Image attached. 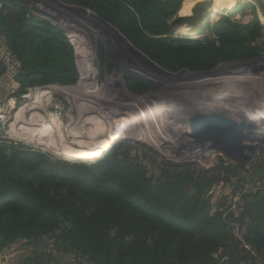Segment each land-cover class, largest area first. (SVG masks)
<instances>
[{"label": "rangeland", "instance_id": "374dc122", "mask_svg": "<svg viewBox=\"0 0 264 264\" xmlns=\"http://www.w3.org/2000/svg\"><path fill=\"white\" fill-rule=\"evenodd\" d=\"M119 2L134 8V0ZM170 2L162 24L140 18L135 9L139 30L131 34L124 30L126 25L122 27L89 0H0V54L8 52L16 62L13 67L0 62V154L15 158L26 179L39 174L37 182L49 184L52 179L36 167L43 160L58 167L94 166L117 156L142 165L154 182L181 181L189 193L201 192L210 213L221 212L234 236L244 242L243 223L248 219L242 218L245 205L264 196V137L253 133L243 147L198 136L189 111L204 106L189 100L202 101L207 107L203 116L245 123L256 133L264 130V0ZM12 11L22 16L18 24L24 25L30 35V22L50 25L61 33L72 46L78 74L75 82L35 84L22 91L16 77L24 70V55L8 45L3 25ZM241 70L250 75L246 71L238 73ZM166 84H171L168 91ZM52 85L76 92L46 88ZM239 90L247 91L239 92L245 98L234 94ZM126 94L140 104L120 114L125 118L121 121L123 135L86 140L80 145L58 136L55 126L46 127L40 135H33L24 126L36 120L39 112L45 113L46 121L49 113H54L67 123L70 114H81V105L98 106L93 111L101 112ZM237 102L248 105V109ZM182 109L184 113L179 112ZM77 150L90 153L82 156ZM33 167L38 173L28 171ZM58 170L55 173L59 174ZM57 234L11 241L0 235V264H90ZM244 255L241 253L239 264H264L261 257ZM216 256L223 263L228 259L223 250Z\"/></svg>", "mask_w": 264, "mask_h": 264}, {"label": "trees", "instance_id": "16d2710c", "mask_svg": "<svg viewBox=\"0 0 264 264\" xmlns=\"http://www.w3.org/2000/svg\"><path fill=\"white\" fill-rule=\"evenodd\" d=\"M89 1L131 34L139 30L135 24L141 16L164 23L172 5L170 0H134L131 9L119 0ZM21 17L12 11L3 25L8 45L24 55V70L16 77L22 91L35 84L75 82L78 74L68 41L41 22H30L28 34L18 24ZM112 158L94 166L63 167L43 160L36 167L52 179L49 184L37 182L39 174L26 179L15 158L1 153L0 235L11 241L58 233L61 242L90 264H239L241 253L264 262V196L245 205L242 242L221 212L210 213L201 192L189 193L181 181L154 182L142 165ZM28 171L38 173V168ZM220 250L228 257L225 263L216 256Z\"/></svg>", "mask_w": 264, "mask_h": 264}, {"label": "bare ground", "instance_id": "6f19581e", "mask_svg": "<svg viewBox=\"0 0 264 264\" xmlns=\"http://www.w3.org/2000/svg\"><path fill=\"white\" fill-rule=\"evenodd\" d=\"M246 71V70H245ZM243 70L239 71L238 73L242 74L241 72H245ZM247 72V71H246ZM246 74V73H245ZM248 74V72H247ZM246 74V76H247ZM239 75V74H238ZM250 75V74H248ZM244 76V75H243ZM253 76V75H252ZM250 78V76H248ZM255 76H253L252 79H254ZM259 77V76H258ZM239 78V77H238ZM244 78V77H243ZM246 80L248 78H245ZM259 79V78H258ZM261 79V78H260ZM259 79V80H260ZM239 80V79H238ZM256 80V78L254 79ZM230 82V81H228ZM236 82V81H235ZM249 82H250V79H249ZM256 82V81H255ZM227 83V82H226ZM239 83V82H237ZM231 85L233 84L234 86V83H230ZM246 84V83H245ZM251 84V83H250ZM253 84V83H252ZM223 85V84H222ZM262 85V84H261ZM167 86V91L171 88V84H166ZM198 86V85H197ZM200 86V85H199ZM198 86V87H199ZM226 86V85H225ZM230 86V85H228ZM236 86V84H235ZM264 86V85H263ZM190 87V86H189ZM237 87V86H236ZM47 89H59L61 91H73V92H76V89H66V88H63V86H59V85H52V86H49V87H46ZM179 88V87H178ZM181 89L179 90H182V87H180ZM246 88V86H245ZM257 88V87H256ZM255 88V89H256ZM39 89V90H38ZM37 89V92L38 93H41V88H38ZM165 89V88H164ZM165 89V90H166ZM187 89V88H186ZM259 89V88H258ZM190 90V89H189ZM200 90H202L200 88ZM192 91V90H191ZM240 91H244L247 92L246 90H239L237 91L238 93H234L235 95H239L241 97H244L242 96V93H239ZM259 91V90H258ZM65 92V93H66ZM62 93V92H61ZM194 93V92H193ZM182 94V93H181ZM152 94H149L148 97H151ZM183 96V95H181ZM46 97V96H45ZM185 97V95L183 96ZM189 98H191L189 96ZM245 98V97H244ZM41 99V98H40ZM117 100H121V102H123L121 105L120 103L117 102V100H113L112 102L109 103V108H106V109H103L101 110V112L99 111H96L93 109H97L98 106H91V105H86L85 103V107H83L81 105V114H77L75 116L71 115L70 114V120L67 122V123H64L63 120L55 115L54 113H49V121H46V116H45V113H42V112H39L38 113V118L34 121H30V122H25L26 125V130L27 131H30L31 133H33V135H40V133L43 132V130L48 127V126H55L56 127V134L58 136H62V137H65V139L68 140H73V141H76V142H79V144L81 145L82 142L86 141V140H95V139H104V138H112V137H116V136H119V135H123V129H122V125H121V121H124L125 118L124 116H121L120 114L121 113H126L125 111L126 110H129V108L132 106L134 107L135 104H137V102L139 103L138 99H135V98H132L130 96H124L122 99L119 97V98H116ZM140 100V99H139ZM173 101V100H172ZM190 102H195L196 105L200 106L199 103L201 104V106H204L202 110L201 107L199 108H194L192 111H189L190 112V115L192 117L190 118H194V120L198 119V118H202V114L204 112H206V106L205 105H202V101L201 100H197L196 98L194 99H190L189 100ZM241 102V101H240ZM238 103V102H237ZM75 104V103H74ZM140 104V103H139ZM205 104V103H204ZM76 105V104H75ZM238 105H240L242 108H246L248 109V105H244L243 104H240L238 103ZM96 107V108H95ZM177 107V106H176ZM182 107V106H181ZM184 107V105H183ZM182 107V108H183ZM260 108V107H259ZM262 108V107H261ZM171 109V108H170ZM179 109V107H178ZM184 109V108H183ZM183 109L182 111H179L181 109H179L178 111L180 113H184L183 112ZM196 109V111H195ZM217 109V108H215ZM177 110V109H176ZM187 111V110H186ZM210 111V110H209ZM208 111V113H209ZM170 112V111H168ZM177 112V111H176ZM60 113V112H59ZM211 113V112H210ZM243 113V112H242ZM189 114V113H188ZM193 114V115H192ZM212 114V113H211ZM127 115V114H126ZM139 116V115H138ZM141 116V115H140ZM208 116V114L206 115ZM213 116V114H212ZM142 117V116H141ZM140 117V118H141ZM187 117V116H186ZM131 118V117H130ZM253 118V117H252ZM34 119V118H33ZM134 119V118H133ZM250 119V118H249ZM248 119V120H249ZM211 121L215 120V118L213 119L212 117L210 118ZM252 120V119H251ZM245 121V120H244ZM127 122V121H126ZM138 122V121H137ZM24 123V124H25ZM134 123V122H133ZM260 123V122H259ZM125 124V123H124ZM123 124V125H124ZM132 124V123H131ZM245 123H242V125H244ZM128 125V124H126ZM130 125V124H129ZM136 125V124H135ZM133 126V125H132ZM129 127V126H128ZM161 127V126H160ZM247 127V125H246ZM251 127V126H250ZM23 128V127H21ZM135 128V127H134ZM136 129V128H135ZM252 129V128H251ZM255 129V128H254ZM131 130V129H130ZM235 130L236 131H239L240 130L235 127ZM128 131V130H127ZM211 131V130H210ZM129 132V131H128ZM198 132V131H197ZM254 132V131H253ZM130 133V132H129ZM256 133V132H255ZM131 134V133H130ZM259 136L261 137H264V130H262L261 132H258L257 133ZM126 135V133H125ZM132 135V134H131ZM64 139V140H65ZM70 143L68 144H73L72 141H69ZM170 143V142H169ZM65 144V143H64ZM77 143V145H79ZM83 144V143H82ZM85 144V142H84ZM83 144V145H84ZM63 145V143H62ZM74 145V144H73ZM82 145V146H83ZM96 145V144H95ZM76 146V145H75ZM80 147V146H79ZM102 147V146H101ZM92 149V148H91ZM90 153V151H81V150H77L76 153L77 154H82V156L86 155V153ZM87 153V154H88ZM93 153V152H92ZM96 153V152H94ZM69 154V153H68ZM72 154V153H71ZM88 157V156H87Z\"/></svg>", "mask_w": 264, "mask_h": 264}, {"label": "water", "instance_id": "95a60500", "mask_svg": "<svg viewBox=\"0 0 264 264\" xmlns=\"http://www.w3.org/2000/svg\"><path fill=\"white\" fill-rule=\"evenodd\" d=\"M2 69L3 66L0 65V70ZM220 119L211 121L210 116H203L202 118L196 119L195 126L198 131V136H210L215 140H224L234 146L244 147L251 139V134H257L251 130V127H246V125L242 126L241 123H237L235 120H229L223 117ZM235 127H238L240 132L236 131Z\"/></svg>", "mask_w": 264, "mask_h": 264}, {"label": "built area", "instance_id": "2783aa9c", "mask_svg": "<svg viewBox=\"0 0 264 264\" xmlns=\"http://www.w3.org/2000/svg\"><path fill=\"white\" fill-rule=\"evenodd\" d=\"M0 62L4 63L5 65H11L12 67L14 66L15 62V58L12 57L10 55V53H5L3 52V54H0ZM13 69V68H12ZM14 70V69H13Z\"/></svg>", "mask_w": 264, "mask_h": 264}]
</instances>
